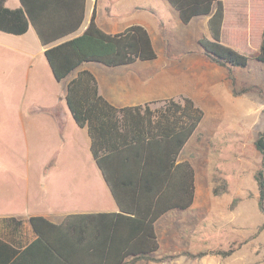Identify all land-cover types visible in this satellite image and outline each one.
<instances>
[{
  "label": "rangeland",
  "instance_id": "rangeland-1",
  "mask_svg": "<svg viewBox=\"0 0 264 264\" xmlns=\"http://www.w3.org/2000/svg\"><path fill=\"white\" fill-rule=\"evenodd\" d=\"M91 1L86 20L95 0ZM109 1L96 0L101 14L108 13L103 6ZM226 1L230 21L236 11L240 21L242 16L246 22L252 17V30H247L245 39L231 34L221 40L249 58L246 67L221 68L204 59L197 39L208 34H201L200 20L182 24L166 0H132L146 10L124 18L154 30L158 27L167 44L164 60L182 73L196 74L193 97L204 113L182 151L197 175L195 207L187 213L171 212L161 221L160 232L169 229L179 237L177 246L160 245L158 255L232 249L227 258L207 257L206 264H264V230L258 232L264 212L257 202L256 181L262 165L254 147L257 136L264 132V64L254 58L264 15L252 4L250 8V0ZM16 2L10 0L7 7L13 8ZM246 22L239 24L243 27ZM161 45L157 43V48ZM158 56L160 60L134 67L88 63L83 68L101 83H108L109 75L123 72L152 78L164 66ZM204 61L208 63L203 65ZM64 95L63 82L55 81L43 55L31 47L0 45V227L6 224L3 216H25L50 205L64 208L77 196L85 209L111 204L108 192L101 188L88 138L79 136L76 143L71 138L72 130L80 129L66 109ZM44 170L49 174L45 176ZM179 221L183 223L177 224Z\"/></svg>",
  "mask_w": 264,
  "mask_h": 264
},
{
  "label": "trees",
  "instance_id": "trees-1",
  "mask_svg": "<svg viewBox=\"0 0 264 264\" xmlns=\"http://www.w3.org/2000/svg\"><path fill=\"white\" fill-rule=\"evenodd\" d=\"M6 1L0 0V32L21 36L29 27L35 31L55 81H67V108L89 138V152L118 211L69 214L59 224L30 217L36 239L19 250L0 240V264H160L180 256L192 260L231 256L232 249H209L153 257L159 247L155 222L193 203L194 169L177 159L203 120V111L187 97L164 100L156 110L148 104L116 108L99 94L93 74L80 70L87 63L115 68L156 59L147 30L134 25L119 34H107L98 27L93 7L86 29L62 41L81 26L86 0H18L16 9L5 7ZM166 2L184 25L208 17V36L198 40L207 61L221 68L248 65L246 55L221 43L224 8L220 0ZM254 58L264 64V28ZM254 147L261 156L257 202L264 212V132ZM171 183L179 185L170 187ZM262 230L264 223L258 227V232Z\"/></svg>",
  "mask_w": 264,
  "mask_h": 264
},
{
  "label": "crops",
  "instance_id": "crops-1",
  "mask_svg": "<svg viewBox=\"0 0 264 264\" xmlns=\"http://www.w3.org/2000/svg\"><path fill=\"white\" fill-rule=\"evenodd\" d=\"M10 0H7L4 4L5 7H7V3ZM16 4L13 8L9 9H16L18 8L19 1L16 0ZM222 2L223 8H224V21L222 25V33H221V40H225L226 36L229 37L231 34H233L234 38L237 39H245L247 35V30L251 32V22H252V17L250 19V16H248L247 22L244 20L242 16V21L239 20L240 15H238L237 11L232 17V20H229V5H227L226 0H220ZM250 8L253 9V7H256L257 11H260L259 13L261 15H264V0H250ZM253 7H252V5ZM92 5V1L86 0L85 1V11H84V18L81 23V26L79 29L68 36L67 38L63 39L62 41L66 39H72L78 35H80L87 27L91 13L89 14L88 20H86L87 17V8L89 10V6ZM91 7V6H90ZM95 7V15H96V23L98 27L104 31L107 34L115 35L123 32L125 29L138 25L143 27L144 29L147 30L149 33L150 39L152 41L153 47L156 52V59L152 61H136L135 63L127 66H120V67H134L137 63H149L158 60L159 56L158 53L161 55V60L163 61L162 63L164 66L160 67V73L156 74L154 77H141L137 73H129V72H123L121 74H112L109 75L110 78L108 80V83H101L100 81H97L98 84V91L99 94L113 107L116 108H124V107H135V106H145V104H148V108L150 110H156L159 109L162 105V102L164 100L168 99H173L175 101H178L181 97H187L192 99L195 104L196 101L194 99V93L192 92L195 82V73H182L179 71V67H170L173 64L166 62L164 60L165 52L164 48L167 46L166 41L161 38V35H159L158 32V27L152 29L150 26L142 25V24H132L128 20L124 19L125 17L130 16L132 13H141L142 11H145L146 9L141 7L140 5L133 3L132 0H110L109 4L106 6L104 5L103 8L104 10L106 8L109 9L108 13L106 15L101 14V12L98 11L97 6H96V0L94 1ZM233 7V6H232ZM234 9L237 8V6L233 7ZM93 9V8H92ZM238 9V8H237ZM92 12V11H91ZM177 14V13H176ZM243 15V14H242ZM123 18V19H122ZM247 18V17H246ZM208 17H197L194 18L188 25L194 23L195 21L200 20V30L201 34H205L207 32V23ZM244 20V21H243ZM239 22H246V24L242 27V25L239 24ZM162 24V23H161ZM228 26V28H226ZM241 26V28H239ZM205 36V35H204ZM208 36V35H207ZM14 37V38H10ZM16 38V39H15ZM197 39V43L198 40ZM3 42L11 43L15 46H23L26 49L27 48H32L33 50H36L39 55H43L44 48L40 45L37 36L35 34V31L33 30L32 27H29L27 32L24 35L21 36H12V35H7L4 33L0 32V45L3 44ZM161 42V47L157 48V43L159 44ZM221 43H223L221 41ZM199 45V44H198ZM37 46L39 48H37ZM228 46V45H227ZM157 50V51H156ZM33 60H35V55L32 56ZM205 59V58H204ZM44 60L46 64L48 65V62L45 59ZM160 60V59H159ZM158 62V61H157ZM203 65H206L208 62L204 61ZM88 64V63H87ZM199 65H202V63L198 62ZM145 65V64H142ZM168 65V67H166ZM196 65V64H195ZM198 65V66H199ZM103 66V65H102ZM49 67V65H48ZM105 67V66H104ZM108 68V67H107ZM118 68V67H115ZM85 69L82 67L80 70ZM87 70V69H85ZM49 71L51 72V69L49 67ZM89 71V70H88ZM90 72V71H89ZM67 81L63 82V86L66 88ZM65 99V95H64ZM68 110V108H66ZM68 113L71 117V114L68 110ZM72 118V117H71ZM80 129V128H78ZM86 136L87 134L84 129L80 130H72L71 133V138L72 140L76 143L78 141L79 136ZM88 138V137H87ZM192 138V137H191ZM189 139V141L191 140ZM86 141V140H85ZM189 141L187 143H189ZM89 138H88V147H89ZM186 143V144H187ZM185 147V146H184ZM184 149V148H183ZM183 151V150H182ZM187 161L191 164V166L194 169L195 176H194V200L192 205L185 211H180V210H172L165 215H163L161 218H159L155 224V234L157 237L158 241V250L156 251L157 255L158 252L160 251V245L162 248L167 247L171 244L176 245V240L179 235L176 232H170L167 230H164L162 232L159 231V224L161 221L171 212L173 213H187L194 209L195 203H196V193H197V175L195 171L194 165L190 162L188 158L185 157V155H182V152L178 156L177 163H181ZM95 164V163H94ZM98 169V168H97ZM99 172V181H101V185L105 191L108 192L109 197H110V203L107 207H93V209H85L87 207L83 206V201L79 200L78 201V196L75 197L76 200L71 201L70 205L65 204L64 208H61L60 206H53L50 205L48 208L41 209L40 211H36L35 213H30L25 216H3L1 219H8V218H13L14 220L11 222H5V227L1 226L0 227V240L5 242L6 244H9L15 249H23L26 247L28 244H30L32 241L36 239V235L33 233L31 226L29 224V218L34 217V216H40L44 217L48 221L54 224H59L63 221L64 217L69 215V214H82V213H114L118 211L117 205L115 201L113 200L101 174ZM49 174V170H44V175ZM43 176V178H45ZM183 179V184H186V178L185 175L182 177ZM173 184V185H172ZM176 185H179V183H171L170 187H177ZM172 190V188H171ZM97 208V209H95ZM183 221L177 222V224H182ZM177 246V245H176ZM177 248V247H175ZM155 253V254H156ZM179 252H172V253H160L158 256H154V258L162 257L165 255H170V254H177ZM207 257L200 259V260H192L188 259L187 257L180 256L177 257L171 261H166L160 264H206L207 263ZM124 264H131L130 262H125ZM134 264H157L155 262H137Z\"/></svg>",
  "mask_w": 264,
  "mask_h": 264
},
{
  "label": "water",
  "instance_id": "water-1",
  "mask_svg": "<svg viewBox=\"0 0 264 264\" xmlns=\"http://www.w3.org/2000/svg\"><path fill=\"white\" fill-rule=\"evenodd\" d=\"M67 106V105H66Z\"/></svg>",
  "mask_w": 264,
  "mask_h": 264
}]
</instances>
